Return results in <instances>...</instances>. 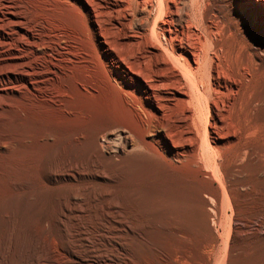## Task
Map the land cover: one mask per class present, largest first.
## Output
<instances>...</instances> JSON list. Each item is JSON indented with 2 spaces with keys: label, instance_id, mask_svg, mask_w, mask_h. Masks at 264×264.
<instances>
[{
  "label": "bare ground",
  "instance_id": "obj_1",
  "mask_svg": "<svg viewBox=\"0 0 264 264\" xmlns=\"http://www.w3.org/2000/svg\"><path fill=\"white\" fill-rule=\"evenodd\" d=\"M263 195L264 0H0V264H264Z\"/></svg>",
  "mask_w": 264,
  "mask_h": 264
},
{
  "label": "rangeland",
  "instance_id": "obj_2",
  "mask_svg": "<svg viewBox=\"0 0 264 264\" xmlns=\"http://www.w3.org/2000/svg\"><path fill=\"white\" fill-rule=\"evenodd\" d=\"M251 124H253L252 122H250ZM254 123H255V121H254ZM257 125H259V128H258V126H257V129H259V131H261V130H263V128L260 126V123H258ZM262 128V129H261ZM258 190V191H257ZM256 191V192H255ZM254 191V195H252V197L251 198H253V199H241V198H238V197H236L235 198V201H236V203H241V204H244V205H246V204H249L250 203V200H251V202H253L254 200H256L257 201V198L258 197H260L261 196V193H260V186L259 187H257V189ZM258 192V193H257ZM259 193H260V195H259ZM183 194H185V193H183ZM183 194H181L180 193V195H183ZM256 194V195H255ZM257 195H258V197H257ZM250 197V196H249ZM255 197H257L256 199H255ZM263 198H264V195H263ZM259 199V198H258ZM191 200V201H190ZM253 200V201H252ZM197 201V199L194 197H191V198H187V199H182L180 202H176L177 204H176V207H186L187 209H190V210H194V209H197L198 207V201ZM196 202V203H195ZM230 211H228L227 212V215H230ZM57 216H58V212L57 211H55V210H53V209H51V210H48L47 212H45L44 214H43V216L41 217V221H42V223H45V224H48V223H53V221L57 218ZM253 215L252 214H250V213H248L247 214V216H245V219H247V220H251V219H253ZM44 233H46V230L44 231ZM168 239V238H167ZM167 239H165L166 241H162L163 243L165 242L166 244H168V245H173V243H175V240H173V239H168V240H170V241H168ZM172 241H174L173 243H172ZM170 243V244H169ZM51 246L49 245V244H47V243H44V248H43V250H38V249H35V251L33 252V253H31L32 255H30V256H26L24 259H23V261H20L21 263H16V264H36V261H38V260H41L42 259V257L44 256V255H46L47 254V252L49 251V248H50ZM58 256V255H57Z\"/></svg>",
  "mask_w": 264,
  "mask_h": 264
}]
</instances>
